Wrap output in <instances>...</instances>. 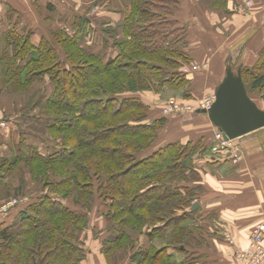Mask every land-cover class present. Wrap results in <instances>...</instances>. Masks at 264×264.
Masks as SVG:
<instances>
[{
	"label": "trees",
	"instance_id": "obj_1",
	"mask_svg": "<svg viewBox=\"0 0 264 264\" xmlns=\"http://www.w3.org/2000/svg\"><path fill=\"white\" fill-rule=\"evenodd\" d=\"M180 1L129 0L125 20L105 24L100 46L82 40L91 22L84 17L72 32L59 28L39 44L17 24L3 33L0 89L27 90L38 83L50 89L35 103L49 138L42 135L34 146L24 133L18 155L0 163V174L7 176L24 163L31 182L42 184L0 231V264H84L88 212L99 202L118 231L103 240L108 264H117L121 253L127 264L200 259V238L197 243L187 237L197 199L187 184L196 179L194 156L205 149V138L158 145L167 117L153 119L152 105L140 94L170 88L191 95L190 75L183 72L193 60L189 42L184 26L172 18ZM229 1L214 0L215 8L229 13ZM242 76L251 98L259 94L264 102V47L254 65L242 67ZM29 184L22 181L14 194L22 196L24 189L25 197ZM71 199L84 211L68 206ZM143 239L148 247L140 246Z\"/></svg>",
	"mask_w": 264,
	"mask_h": 264
},
{
	"label": "crops",
	"instance_id": "obj_2",
	"mask_svg": "<svg viewBox=\"0 0 264 264\" xmlns=\"http://www.w3.org/2000/svg\"><path fill=\"white\" fill-rule=\"evenodd\" d=\"M245 1H229L227 6L229 13H226L213 8L214 0H181L179 7L174 11L173 19L186 25L187 29H195V33L193 32L195 35H191L188 40L192 42V45L189 42V46L193 61L210 63V71L203 75H194L190 86L193 93L196 87L204 94L214 95L225 75L221 72L220 63L225 55L224 43H228V39L219 31L214 32L211 25L222 24L224 29L229 27L232 33L229 37L231 39L229 43L232 44L229 46L233 55L229 59L230 62L236 63L238 60L242 67L256 63L259 52L264 47V0H253V10L245 8ZM128 3L129 0H0V20H5L0 28L5 27L7 30L17 24L18 29L22 31L16 20L20 19V22L24 20V24L32 29L33 42L39 44L43 37L49 36L45 25L50 23L53 26L60 25L61 20H73V24L75 20L83 17L92 21V11L85 10H89V7L86 8L89 5L95 8L93 12L97 13L96 16L101 20V24L118 25L126 18ZM192 25L194 26L191 27ZM210 28L213 33L210 32ZM65 29L70 32L68 28ZM2 36L3 32L0 33V40ZM217 44H219L218 48H216ZM38 85H41V89L48 87L45 83H38L33 87ZM141 96L146 99L144 95ZM12 99L11 92L0 89V100L8 108H6L8 111H4L7 124L0 128V163L12 160L21 150L20 146L22 142L24 143L26 132L19 124L20 119L33 117L39 120L38 116L34 117L35 114L24 116L21 109L10 111L13 105ZM260 106L264 109V102ZM181 116L179 125L169 124L175 126L176 130L179 129L181 141H187L189 136L192 141L203 137L206 141L216 132L217 128L205 114L196 112L189 118L184 117L183 114ZM151 117L157 118V113L155 112ZM174 117L177 116H169V119ZM41 136L39 133L33 134L28 136L30 140L26 139V141L30 145L38 146ZM236 142L244 152L243 160L238 163L222 155H213L206 142L205 149L198 151L194 156L197 175L196 179L187 185L194 189L197 194L195 202L199 204V207L193 210L196 213L191 216V222L193 218L197 219L195 224L201 237V243L195 248L201 260L198 264H237L233 251L249 246L253 229L264 221V128L242 136ZM12 176H7L6 173L0 174V193L2 186L5 189L3 197L0 194V204L6 200L7 184L8 194H12ZM14 212L12 208L1 217L2 219L0 218V231L10 224ZM227 236L232 240L231 245ZM140 244L148 247L149 241L143 239ZM85 248L88 249L87 246ZM97 253L96 251L97 264H106L101 252H99L100 256H96ZM183 258L181 255L178 260L181 261ZM90 259L88 257V261L86 259L84 264H92Z\"/></svg>",
	"mask_w": 264,
	"mask_h": 264
},
{
	"label": "rangeland",
	"instance_id": "obj_3",
	"mask_svg": "<svg viewBox=\"0 0 264 264\" xmlns=\"http://www.w3.org/2000/svg\"><path fill=\"white\" fill-rule=\"evenodd\" d=\"M248 1H250L251 5H247L245 8H249V9L253 10V8H254L253 0H246V3ZM212 5L215 7L214 3H212ZM86 8L89 9V10L85 9L86 11H92L93 20L90 22L91 23V27H90V31L88 32L89 35H87L86 38L83 36L84 38L82 40L83 41L86 40V39L88 40V44L89 45H87V46H90L92 44H97V45L100 46V45H102L104 43L103 30H104L105 24H101V20H98V18L96 16L97 13L93 12V11H95V8H93L92 5H89ZM215 9L220 11V9H218V8H215ZM6 15H8V13H6ZM4 21L5 20H0V26L4 23ZM16 21H17V23L19 25V28L22 29V31H24V29H25L26 32L32 33V29H30L28 26H26V24H24V20H21V22H20V19H17ZM45 21H47V20H45ZM72 21L73 20H61V24L60 25L53 26L52 23H50L48 25H45V27L49 31L48 35L50 36L51 32H53L54 30H57L59 28L61 29L63 27L64 28L65 27L68 28L70 30V32H72V26H73L72 25ZM22 22H23V24L21 25ZM212 24H214V23H212ZM181 25H183V24H181ZM183 26H184V28L186 30V39L189 40L191 35H195V34H193V32L195 33V29L194 30H192V29L190 30V29L186 28L187 27L186 25H183ZM193 26L194 25H192L191 27H193ZM210 27L214 28V32L219 31L220 33L223 34L224 38L228 39V41H227L228 43H224L225 44L224 46H225L226 50L224 51L225 55L223 56L222 61L220 63L221 72L224 74L225 70H226L225 68H227V65H229V64L232 65L235 68V70H236L237 66L239 65L238 60L236 61V63L229 62V59L233 56V55H231V53H232L231 49L232 48H230L232 43H229V42H231V39L229 37H230V35H232L229 27L227 29L226 28L224 29V28H222V27H224L222 24L211 25ZM211 28L209 30H210V32L213 33V30ZM217 29H220V30H217ZM0 30H2V31H0V33H2V32L4 33L6 28L2 27V28H0ZM88 37H89V39H88ZM188 42H190V41H188ZM190 43L189 44L192 45V42H190ZM221 43H223V41ZM218 45L219 44L216 45V48H218ZM214 50H215V48H214ZM188 52L190 54V46L188 47ZM186 69L188 70V72L185 71ZM208 71H210V63H209V61H205V62L199 61L198 62V61H193L192 60L191 63H189L187 66H185L183 68V72L190 75L191 81H192L194 75H198V74H202L203 75V74H206ZM247 84L249 86L250 82L248 81ZM194 88H195V90L193 89L194 93H193L192 90H190V88L188 89V93L191 94L190 97H188V98H185L184 91H182V90L181 91H175V90H172L170 88L164 89L160 94H157V93L152 92V91H147V92L140 93V94H142V95H144L146 97V99L143 98L144 101L149 103L150 105H152V109L151 110L152 111L154 110L153 112L157 113V118H162V116L163 117L164 116L167 117V125H165V127L161 130L160 135H159V139H157L158 140V143H157L158 145H160V144L163 145L164 143H167V142L181 140L180 139L181 137H179L180 133H178L179 129L177 128V130H176L175 126L173 127V126H171L169 124L179 125V123L181 121V120L179 121V119L182 118V116H181L182 114H183L184 117L189 118L191 115H194L197 112V111H183V112L178 113V114L174 113V114L166 115V114L163 113V109L162 108H164V105L167 102H172L173 101L176 104H178V106H181L183 108V110H185L186 108H191V109H195V110H201L202 107H203V104L208 100L207 98L213 96V95L204 94L203 91L200 92V90L197 89L196 87H194ZM198 88H200V87H198ZM49 89H50L49 86H48V90H47L46 87H43V89H41V85H38L37 87H30L27 90H20V91L19 90H13V91H11V95H12V98H13L12 99L13 100V102H12L13 105H12L11 109H9V110L10 111H17L16 109H19V110L21 109L20 111L24 112V116L25 115L32 116V114H35L34 117H37V116H39V114L43 115V113L41 114L39 112L40 108H38L37 106L35 107V103L38 101L40 96H43V94H45V93L47 94L49 92ZM149 98H151V99L149 100ZM253 99H255L258 102L259 105H263V101H262L261 95H259V94H255L254 95L253 94ZM153 100H155V101H153ZM6 108L7 107L0 100V112L1 113L3 112L5 114L4 111L8 109V108L7 109ZM155 108H156V110H155ZM184 112H186V113H184ZM178 115H180V116H178ZM169 116H177V117L176 118L174 117V119H172V118L169 119ZM20 120H19L20 121L19 124H20L21 127H23V131L24 132H26L28 134H31V135H33V134L37 135V133H39V134L49 138V136L46 134V130L44 129L43 123L40 122L39 120H36L33 117L32 118L24 117V118H22ZM212 137L207 138L206 141H205L210 149H211V144H212V139H213ZM187 138H188L187 141H192V139H190V136L187 137ZM27 139L30 140V137H28ZM33 140H34V138H33ZM183 141H185V140H183ZM187 141H185V142H187ZM19 166L20 167L14 171L13 176H12L13 177L12 194H8V188H7V194L5 196L6 200L2 204H0V208L2 206H4L5 204H8L9 202H12V201H15V200H19V202L22 200L21 205H23L22 207H24L25 205H27L29 203V201L34 197V195H36L35 192L39 191L38 189L42 187V184H41L40 180H37L36 183H35L34 180H33L34 181L33 183L31 182L32 176H31V174L28 173V169L26 167V164L22 163ZM24 180L27 181L28 184L32 183V184H29V188L25 192L28 195H26L27 197L26 196L24 197V189H23V190H21L23 195L22 196H16L14 194V190L19 188L21 182L24 181ZM23 186H24V184H23ZM4 190L5 189L2 186L1 187L2 193H0L2 197H3L4 193H5ZM31 193H33L34 195H32ZM66 204L68 206H70L76 212L84 211L83 208L80 205H76L74 203L73 199H71L68 202H66ZM21 205L18 204L17 206L13 207L15 212H14V215L12 214L13 217H11V221L10 222L13 221V219L15 218L16 213H18V210L21 209V207H20ZM107 210H108V208H106V206L104 204L99 202L94 207H92V209L88 212L89 217H90V225H89V228L87 229V231L85 232L84 240H85V247L86 246L88 247L87 250L85 248V250H86L85 253L87 254L86 255V259L88 261V257H89V259L91 258L90 260H91L92 264H94L95 261H96L95 252L96 251L98 252L96 256H100L101 255V254H99V252H101V248L103 246V240L108 238V237L114 236V235H116L118 233L117 227H114V224L109 219H107L104 216V214L107 212ZM196 220L197 219L193 218V221L191 222V218L188 219L186 224L188 225V228H189L188 231L191 232V235H189V233L187 232V237L191 238V236H192V241L190 240L191 242H193L194 237H196V240H197V243H198V239L197 238H201V237L199 235V232L196 229V224H195ZM133 237L134 238L136 237V239H137L136 235L135 236L133 235ZM140 237H142V236H140ZM142 238H140V239H142ZM144 238H146V237H144ZM162 242H164V241L163 240H159L158 241L157 245H158L159 248L162 245ZM200 243L201 242L199 241V244ZM194 245H196V242H194ZM177 257H180V256L177 255ZM114 261L115 260L112 259V261H111L112 263H109V264H114ZM127 261H128L127 254H125V253L118 254L117 260H116L117 264H126ZM200 261L201 260H199L198 258L193 257V256H190L189 259H188V263H190V264H198ZM104 262H106V264H108L106 259L104 260ZM96 264H97V261H96Z\"/></svg>",
	"mask_w": 264,
	"mask_h": 264
},
{
	"label": "water",
	"instance_id": "obj_4",
	"mask_svg": "<svg viewBox=\"0 0 264 264\" xmlns=\"http://www.w3.org/2000/svg\"><path fill=\"white\" fill-rule=\"evenodd\" d=\"M215 90V101L210 110H197L223 133L225 140H237L264 128V109L248 94L242 76V66L236 70L232 65ZM199 207L194 203L192 210Z\"/></svg>",
	"mask_w": 264,
	"mask_h": 264
},
{
	"label": "built area",
	"instance_id": "obj_5",
	"mask_svg": "<svg viewBox=\"0 0 264 264\" xmlns=\"http://www.w3.org/2000/svg\"><path fill=\"white\" fill-rule=\"evenodd\" d=\"M251 5L250 1L244 3V6ZM188 72V70H185ZM208 100L203 104L202 109L210 110L215 97H208ZM185 109V108H184ZM183 111H197L195 109L186 108L183 110L181 106H178L175 102H167L163 108V113L178 114ZM186 113V112H184ZM7 124L6 116L0 112V128L5 127ZM211 152L213 155H222L230 159L234 163H238L243 160L244 152L236 140H225L223 133L216 129L214 136L212 137ZM22 200H15L5 204L0 208V218L7 212H9L14 206L21 204ZM229 244H232V240L229 236L226 237ZM234 259L237 264H264V222L258 224L253 229L250 235V244L246 248H237L233 251Z\"/></svg>",
	"mask_w": 264,
	"mask_h": 264
}]
</instances>
